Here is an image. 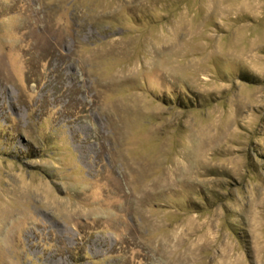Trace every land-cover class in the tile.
Returning <instances> with one entry per match:
<instances>
[{
    "label": "rangeland",
    "instance_id": "374dc122",
    "mask_svg": "<svg viewBox=\"0 0 264 264\" xmlns=\"http://www.w3.org/2000/svg\"><path fill=\"white\" fill-rule=\"evenodd\" d=\"M0 264H264V0H0Z\"/></svg>",
    "mask_w": 264,
    "mask_h": 264
}]
</instances>
